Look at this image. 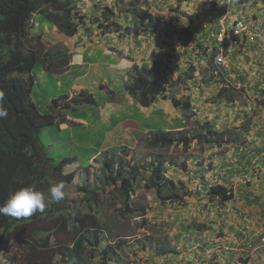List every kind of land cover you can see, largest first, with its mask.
I'll return each instance as SVG.
<instances>
[{
  "label": "rangeland",
  "instance_id": "rangeland-1",
  "mask_svg": "<svg viewBox=\"0 0 264 264\" xmlns=\"http://www.w3.org/2000/svg\"><path fill=\"white\" fill-rule=\"evenodd\" d=\"M128 1L78 0L76 5L82 15L75 16L78 28L73 36H66L54 27L44 26L39 31L34 18L29 21L33 28L27 37L31 43L26 42L27 47L39 43L42 52L68 48L72 53V64L66 71H61L55 60L49 70L43 69L39 61L35 63L31 99L38 110L48 112L51 98L72 96L79 91L76 85H81L80 91H86L89 97L79 109L68 111L72 121L58 124V130L54 124L45 126L40 132V141L49 157L70 161L62 166L65 173H75L68 190L70 200L75 207L83 206L82 194L77 195L80 186L77 181L86 174L91 180L100 169L104 155L113 157L116 165L117 160L125 163L126 159L148 165L159 155L156 149L145 147L137 140L141 129L143 138L151 137L152 129H139L126 123L128 120H137L138 124L149 120L150 127L161 125L170 133L181 131L191 138L209 126L226 134V141L218 145L195 140L185 148L171 145L163 151L167 159L176 162L175 165L165 162L164 174L184 183L190 192L183 203L162 204L155 199L153 191L140 187L131 194L129 203L135 213L124 217L119 211L120 198L110 190L112 187H105V193L96 203L99 223L111 229L112 237L107 233L108 243H114L116 237L124 241L117 250L118 259L134 264H264V239L257 238L259 234L264 236V217L260 216L264 208V97L259 92L264 86V0H227V8L218 15L225 26L242 18L257 31L259 47L244 42L248 46L241 50L248 53L260 50L257 51L261 55L257 69L260 76L245 67L236 51L226 52L221 69L217 65L211 69L208 60L217 52L216 46L208 38V31H205L207 38L198 36L196 27L200 26L201 18L188 20V15L199 11L196 0H169L171 8H167L165 0H153L155 4L149 0L152 13L161 14L175 24L177 33L170 38L151 31L136 36L115 31V24L124 27L132 23ZM112 12L117 13L116 17ZM99 21L112 27L111 31L103 30ZM218 21L217 17L211 19L209 27L214 28ZM185 27L193 32L195 42L179 34ZM198 41L202 45L195 51L193 46ZM185 49L188 53H183ZM155 60L170 67L171 79L178 73L195 74L176 92V95L189 93L188 117L182 116L167 96H160L144 107L125 91L124 87L131 83L133 65H150ZM248 62L254 63L253 59ZM250 76L258 77L254 83H259L257 91L252 88ZM165 94L169 95V90ZM234 138L239 142H234ZM146 171L139 170L141 177ZM92 181V184L87 182L89 188L100 184L95 178ZM216 183L231 187L232 197L225 204L209 201L207 193ZM143 219L145 222L140 224ZM47 222L54 223L44 224L48 225ZM184 226L187 230H183ZM146 241L150 245L144 246ZM159 247L169 249L171 257L166 261L157 255ZM5 251L0 244V264H7Z\"/></svg>",
  "mask_w": 264,
  "mask_h": 264
},
{
  "label": "trees",
  "instance_id": "trees-1",
  "mask_svg": "<svg viewBox=\"0 0 264 264\" xmlns=\"http://www.w3.org/2000/svg\"><path fill=\"white\" fill-rule=\"evenodd\" d=\"M150 1L155 4L153 0ZM76 2L77 0H0V95H2L0 104L8 113L6 117L0 118V205L12 192L30 184H35L37 189L45 194L49 187L58 181H64L66 185V198L60 203L46 207L43 212L38 211L30 217L20 219L0 214V244L5 252L12 253L11 255L3 253L7 264H134L118 259L117 250L124 241L116 237L114 243H108L107 233L111 235V229L99 223L96 203L105 193V187H108L107 189L112 187L110 190L120 198L122 207L119 211L124 217H130L135 213L129 203L132 200L131 194L140 187L153 191L155 199L162 204L183 203L190 192L184 183L164 174L167 166L165 162L169 165H175L176 162L167 159L163 151L171 145H181L185 148L195 140L218 145L226 141V134L217 132L209 126H205L204 130L191 138L181 131L177 134L170 133L161 125L150 127L149 120H142L139 126L147 130L152 129L153 132L150 134L151 137L143 138L144 133L141 129L142 134L138 140L145 147L156 149L159 155L148 165L131 161L124 163L122 160H117L119 164L116 165L113 157L104 155L100 169L93 177L95 182L100 183L99 185L89 188L88 184L94 181L93 178L89 179L88 174L78 179L80 186L77 195L82 194L83 206L75 207L68 192L75 179V173L65 174L62 171L63 164L70 161L66 158L49 157L46 147L40 141V132L51 124L58 130V124L65 120L68 111L79 109L84 101L89 100L88 93L80 91L73 98L66 95L56 96L50 100V110L40 112L31 99V90L35 84L32 74L35 63L39 61L43 69L49 70V66L53 65L52 61L55 60L56 66L64 71L71 54L66 48L42 52L39 43L29 48L26 42L32 32L33 27L29 23L32 18L39 31L44 26L55 27L58 32L73 36L78 28L75 16L82 15L79 14L80 9ZM164 2L167 8L172 7L171 4L169 6V0ZM207 3L209 8H206L205 2L202 4L203 7L201 6V11L188 15V20L196 21L201 18L202 22L207 19L215 0ZM127 4L130 7L128 13L132 23L130 27L115 24L113 29L118 33L136 36L141 32L151 31L166 38L177 33L173 21L167 20L161 14L152 13L149 9V0H129ZM112 14L116 17L117 13ZM98 25L103 30L112 29L107 25L103 26L101 21ZM196 31L199 33L198 36L207 38V34L200 26L196 27ZM192 33L185 27L179 34L183 36L182 38H189L195 42L196 37L191 36ZM196 44L198 45L193 46L195 51L202 43L198 41ZM188 51L185 49L183 53ZM215 56L216 53H212L208 60L211 69L216 68ZM132 69L131 83L124 89L140 105L148 107L158 97L167 96L173 106L180 109L182 116H189L191 101L188 91H183L180 95H176V92L186 79H192L195 74L183 76L182 73H178L175 79H171L170 67L160 60H155L150 65L143 63L140 67L133 65ZM257 75L260 76L258 71ZM252 77L250 76L254 84L257 79ZM253 88L257 91L259 83L254 84ZM166 89L169 90V95L165 94ZM259 92L264 97V86ZM219 100L220 98H217V101ZM236 139L234 142H239ZM140 169L147 170V174L141 177ZM230 190L231 187L216 183L210 186L207 196L209 201L218 200L219 203L225 204L232 197ZM144 209L145 207H141L142 211H145ZM260 213V216L264 217V208ZM45 221L54 223L47 222V225L44 224ZM142 222L145 220L143 219L140 224ZM183 230H187V227L184 226ZM66 238L70 240L66 241ZM21 241L23 243H20ZM148 245L150 241L144 243V246ZM167 250L169 249L166 247H159L157 255L169 254Z\"/></svg>",
  "mask_w": 264,
  "mask_h": 264
},
{
  "label": "clouds",
  "instance_id": "clouds-1",
  "mask_svg": "<svg viewBox=\"0 0 264 264\" xmlns=\"http://www.w3.org/2000/svg\"><path fill=\"white\" fill-rule=\"evenodd\" d=\"M196 1H197L198 9H199V11H201V6H202V4L205 3V1H203V2H201L199 0H196ZM209 1H212V0H209ZM209 1H207V2H209ZM219 1L227 2V0H215V4L211 6V11L208 14V18L207 19L203 18L204 20L200 23V27L204 32L205 31L207 32L208 30L204 29L203 25L204 24L209 25L210 20L214 19L216 17L219 19L220 17L218 15H222L225 11V7L219 5ZM46 28L51 29L48 26H45V29ZM240 40L242 41L240 45L248 46L249 42L244 41V38H242ZM240 40H238V42ZM211 41H213V40H211ZM244 42H246L248 44H242ZM253 44H257V43H252L249 45H253ZM213 45L216 46V50H217L216 55L222 54L224 57L226 56V52H229V51L232 52L234 49L233 47L236 46V44L228 45V43H226V42H224L222 45H219V44L214 42ZM66 49H68V48H66ZM68 52H70V54L72 55L71 51L68 50ZM71 59H72V57L70 58V61L68 62L67 67L65 68L64 71H66L67 68L72 64ZM214 64L217 65V67L221 69V65L216 62L215 58H214ZM75 65L77 66L78 64H74V66ZM77 86L78 85L75 86L76 89H78ZM80 90H81V87H79V91H76L72 96H70L68 94H63V95L68 96V98H73L80 92ZM59 96H62V95H59ZM0 101H2V95H0ZM49 106H50V104H49ZM7 114L8 113H7L6 108H4L2 104H0V118L6 117ZM67 117H68V115L65 116V120H68ZM64 121L59 123V125H63L65 123ZM134 142L135 141H133L131 144H133ZM121 146H128V145H121ZM113 150H115V149H113ZM107 151H109V150H107ZM107 156H109V155H107ZM128 161H131V160L126 159L125 163H128ZM81 177H83V175ZM65 188H66L65 182L64 181H58V182L52 184L49 187L47 194H45V192L38 190L35 184L27 185L25 187H22L16 191L12 192L7 197L6 201L2 205H0V214L20 219V218L30 217L38 211L43 212L46 207H48L52 204L60 203L61 201H63L66 198ZM262 236H263L262 234H259V235H257V238H261Z\"/></svg>",
  "mask_w": 264,
  "mask_h": 264
},
{
  "label": "built area",
  "instance_id": "built-area-1",
  "mask_svg": "<svg viewBox=\"0 0 264 264\" xmlns=\"http://www.w3.org/2000/svg\"><path fill=\"white\" fill-rule=\"evenodd\" d=\"M219 5L227 8V2L219 1ZM203 27L208 30V37L219 45H222L224 42L228 43V45H234L242 38H244V41L252 44L256 43L259 38L257 31L241 18L236 19L231 25L227 26L224 25L223 19L219 18L214 28H210L206 24ZM215 60L221 66L225 63L222 54L216 55ZM261 238L264 239V236Z\"/></svg>",
  "mask_w": 264,
  "mask_h": 264
},
{
  "label": "crops",
  "instance_id": "crops-1",
  "mask_svg": "<svg viewBox=\"0 0 264 264\" xmlns=\"http://www.w3.org/2000/svg\"><path fill=\"white\" fill-rule=\"evenodd\" d=\"M206 2V4H205V6H206V8H209V4L207 3V1H205ZM203 7V6H202ZM209 10V9H208ZM204 18V17H203ZM255 21V20H254ZM256 23V22H255ZM259 23H261L260 21H259ZM257 24V26H258V28L260 29V26H259V24L258 23H256ZM262 28H264V27H262ZM241 40L236 44V46L235 47H233L234 49H233V51H236V54L238 55V58H239V60L240 61H244V65H245V67L246 68H250L251 69V72H254V71H256L257 69H258V67H259V61H260V59H261V55H260V53H258L257 51H260L259 49L258 50H255V49H253L251 52H243V50H241V48L242 47H244L243 45H240L241 44ZM253 47H255V48H257V47H259L258 45H256V44H253ZM253 52V53H252ZM248 54H250V55H248ZM249 58V59H248ZM250 59H253V61H254V63L252 62V64L251 63H249L248 61H250ZM234 63H235V61H233ZM245 62H248L247 64L245 63ZM245 69V68H244ZM256 73H257V71H256ZM259 73V72H258ZM244 76V75H243ZM248 76V75H247ZM246 76V77H247ZM255 79H257V77L255 78ZM258 80V79H257ZM79 87H81V85H78ZM253 86L254 85H252V88H253ZM253 89H256V88H253ZM135 118V116H129V119H134ZM67 119L68 120H70L68 117H67ZM70 121H72V120H70ZM65 122V121H64ZM126 123H130L131 125H133L134 127H138L139 129H141L142 127H140L139 125L141 124H138V122H137V120H132V122H130V120H128ZM125 128H126V125H125ZM161 259H162V261H166L169 257H171L170 256V254H167V255H163V256H159Z\"/></svg>",
  "mask_w": 264,
  "mask_h": 264
}]
</instances>
